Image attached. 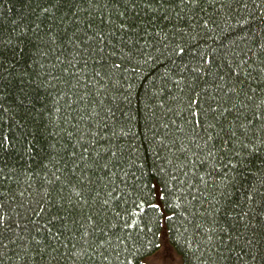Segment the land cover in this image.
Segmentation results:
<instances>
[{"label":"trees","instance_id":"1","mask_svg":"<svg viewBox=\"0 0 264 264\" xmlns=\"http://www.w3.org/2000/svg\"><path fill=\"white\" fill-rule=\"evenodd\" d=\"M0 217V264H264V0H0Z\"/></svg>","mask_w":264,"mask_h":264},{"label":"rangeland","instance_id":"2","mask_svg":"<svg viewBox=\"0 0 264 264\" xmlns=\"http://www.w3.org/2000/svg\"><path fill=\"white\" fill-rule=\"evenodd\" d=\"M160 254H156V255H154V256H152V259H149V263H151V264H157L158 262H159V258H160Z\"/></svg>","mask_w":264,"mask_h":264},{"label":"snow or ice","instance_id":"3","mask_svg":"<svg viewBox=\"0 0 264 264\" xmlns=\"http://www.w3.org/2000/svg\"><path fill=\"white\" fill-rule=\"evenodd\" d=\"M192 103H193V104H197L198 101H197V100H193ZM195 115H198V113H195ZM197 124H199V121H198V120H197ZM2 221H3V218L0 217V223H2Z\"/></svg>","mask_w":264,"mask_h":264}]
</instances>
